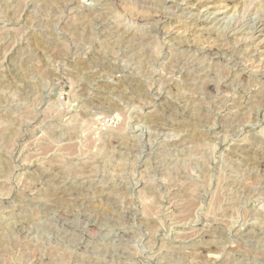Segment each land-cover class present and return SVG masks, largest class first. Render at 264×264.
Returning a JSON list of instances; mask_svg holds the SVG:
<instances>
[{"label":"rangeland","instance_id":"374dc122","mask_svg":"<svg viewBox=\"0 0 264 264\" xmlns=\"http://www.w3.org/2000/svg\"><path fill=\"white\" fill-rule=\"evenodd\" d=\"M198 1L0 0V264H264V0Z\"/></svg>","mask_w":264,"mask_h":264},{"label":"bare ground","instance_id":"6f19581e","mask_svg":"<svg viewBox=\"0 0 264 264\" xmlns=\"http://www.w3.org/2000/svg\"><path fill=\"white\" fill-rule=\"evenodd\" d=\"M186 1V0H185ZM200 1V0H199ZM198 1V2H199ZM207 0H201V5L202 4H205V2H206ZM223 2H225L224 4H225V7H228V6H230V4H231V2H233V0H222ZM243 1V0H242ZM220 2V1H219ZM222 3V2H221ZM186 4V3H185ZM194 4V3H193ZM192 3H191V7H195V5H193ZM188 5V4H187ZM207 5V4H206ZM189 6V7H190ZM200 6V5H199ZM219 6H220V4H219ZM224 6V5H223ZM197 7V6H196ZM210 6L208 5V7L207 8H209ZM215 7V6H214ZM221 7V6H220ZM217 12H219V11H217ZM217 12H216V14H217ZM211 13V12H210ZM213 13V12H212ZM215 13V12H214ZM236 13V12H235ZM139 14V13H138ZM159 14V13H158ZM161 14V13H160ZM164 14V13H163ZM152 16H153V14H152ZM156 16H157V14H156ZM159 16V15H158ZM163 17V16H162ZM166 16H164V18H165ZM151 18V17H150ZM159 18V17H158ZM239 18V17H238ZM99 19V18H98ZM257 19V18H256ZM144 20V19H143ZM148 20H149V18H148ZM191 20V19H190ZM160 21H161V19H160ZM163 21V20H162ZM166 21V20H165ZM261 22V21H260ZM156 23V22H155ZM196 23V22H195ZM160 24V23H159ZM257 25V24H256ZM260 25V24H259ZM192 26V25H191ZM264 26V23H262L258 28H257V30H259L260 31V33L261 32H264V28H262ZM196 27V26H195ZM194 27V28H195ZM198 27V26H197ZM187 28V27H186ZM191 29V28H190ZM186 30V29H185ZM197 30V29H196ZM167 31V30H166ZM184 31V30H183ZM171 32V31H170ZM185 32V31H184ZM189 32V31H188ZM187 31H186V33H188ZM248 32V31H247ZM185 33V34H186ZM194 33V32H193ZM226 33V32H225ZM191 34V33H190ZM237 34V33H236ZM249 35V34H248ZM240 36V35H239ZM186 37V36H185ZM221 37V36H220ZM190 38V37H189ZM188 38V39H189ZM193 38V37H192ZM224 38V37H223ZM185 39V38H184ZM221 39L222 38H220V41H221ZM228 39V38H227ZM223 41H225V40H223ZM243 41V40H242ZM187 42V41H186ZM199 42V41H198ZM201 42V41H200ZM204 42V41H203ZM222 42V41H221ZM262 42V41H261ZM193 43H196V41L195 42H193ZM222 43H225V42H222ZM221 44V43H220ZM197 45V44H196ZM210 45V44H209ZM222 45V44H221ZM220 45V46H221ZM184 46V45H183ZM197 46H199V45H197ZM196 46V47H197ZM223 46L224 45H222L221 47L223 48ZM225 46H227V45H225ZM229 46V45H228ZM190 47H191V44H190ZM189 47V48H190ZM195 47V46H194ZM215 45L213 46V44H211V46H206V44H205V47L204 48H202V45H201V49L202 50H205L207 53H206V55H208V52L211 54H213L214 53V51H215ZM217 47H218V45H217ZM199 48V47H198ZM259 48V47H258ZM200 49V48H199ZM200 49V50H201ZM216 49H219V47L218 48H216ZM228 49H229V47H228ZM256 49V48H255ZM189 50V49H188ZM195 50V49H194ZM217 51H219V50H217ZM217 51H216V54H218L217 53ZM256 53V52H255ZM257 53H258V51H257ZM209 54V55H210ZM215 54V55H216ZM221 57V56H220ZM246 57H247V55H246ZM249 57V56H248ZM247 59V58H246ZM252 59V58H251ZM254 59V58H253ZM194 62V61H193ZM98 78V77H97ZM126 81V80H125ZM214 86V85H213ZM95 97V96H94ZM98 99V98H97ZM117 136V135H116ZM115 137V136H114ZM116 140V139H115ZM247 148V147H246ZM240 150V149H239ZM83 213V212H82ZM23 220V219H22ZM185 235V234H184ZM204 239V238H203ZM202 249V248H201ZM204 256V255H203ZM209 259V258H208ZM215 260V259H214Z\"/></svg>","mask_w":264,"mask_h":264}]
</instances>
